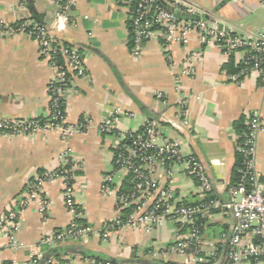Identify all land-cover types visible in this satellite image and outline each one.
Here are the masks:
<instances>
[{"label": "crops", "instance_id": "0c3cea01", "mask_svg": "<svg viewBox=\"0 0 264 264\" xmlns=\"http://www.w3.org/2000/svg\"><path fill=\"white\" fill-rule=\"evenodd\" d=\"M163 3L162 0H160ZM206 24L220 23L234 33L264 31V0H188ZM164 4V3H163ZM67 6V14L59 8ZM169 9V8H168ZM38 16L58 43L76 48L85 55L86 73L75 79L66 96L68 124L90 122L88 128L67 140L54 131L31 136H0V214L20 195L28 181L61 166L62 155L69 154L73 165L74 202L82 224L94 234L85 243H73L81 250L59 252L66 245L38 247L42 237L64 230L71 217L64 206L62 185L43 183L47 211L40 214L30 205L17 223L15 251L5 248L0 236V264H25L30 257L40 261L58 251L55 261L88 264L81 251H90L118 264H225L233 220L227 213L215 211L198 234L200 254L189 258L155 253L185 235L173 225L142 230L116 231L107 241L101 228L114 217L113 196L101 192L102 181L113 166L114 135L101 134L98 127L112 116L119 119L122 132L138 131L156 121L164 138L180 141L185 153L195 155L206 168L213 184L212 196L226 200V192L235 165V123L258 112L264 123V87L255 75L240 83H230L223 67L227 59L217 47H199L192 34L188 49L201 50L193 64L184 61L185 48L174 42L167 53L161 40L145 42L139 57L131 54V36L127 24L131 11L117 0H0V22H15ZM241 62L243 54H235ZM52 67L38 56V43L27 36L0 39V119L18 120L48 115L47 88ZM156 95L164 97L159 100ZM255 170L264 189V130L259 135ZM155 181L170 184L178 203L192 205L199 200L196 182L183 168L175 167L170 183L158 170ZM77 247V248H78Z\"/></svg>", "mask_w": 264, "mask_h": 264}, {"label": "built area", "instance_id": "2783aa9c", "mask_svg": "<svg viewBox=\"0 0 264 264\" xmlns=\"http://www.w3.org/2000/svg\"><path fill=\"white\" fill-rule=\"evenodd\" d=\"M117 1L131 11V54L135 57L141 55L145 42L159 38L164 53L168 52L172 43L181 44L185 48L184 61L191 65L202 54L201 50L188 49L191 35L194 34L199 47H217L227 60L232 54H243L242 68L235 74H227L231 84L240 83L242 79L255 75L259 86L264 87V31L226 33L202 20H177L168 8L190 16L198 13L188 0H162L165 8L157 4L159 0ZM67 6L60 7L59 13L66 15ZM22 35L38 43V56L53 69L47 88L49 111L45 118L0 119V136L12 138L54 131L64 141L85 131L90 122L83 120L72 125L65 120V98L74 86L75 79H81L86 73L85 55L74 47L56 42L45 26L31 20L26 19L20 24L0 22V39ZM156 97L164 99L161 95ZM247 116L245 140L236 148L243 159L241 183L228 188L227 198L222 202L210 198L213 184L205 164L195 155L185 153L180 141L164 138L156 121L148 120L140 130L126 132L118 129L117 116L101 123L99 132L114 135L117 140L112 169L105 175L101 187L102 194L113 196L115 201L114 217L101 228L102 241H107L112 232L131 229L149 233L154 227H161L166 223L173 225L178 231L185 228L187 233L177 236L171 245L155 249V253L186 257L192 263H207L206 259L195 258L200 254L198 234L200 228L204 227L199 222H205L215 211H221L229 214L234 224L228 240L225 264H264V189L255 170L257 142L264 130V123L262 116L256 111ZM61 163L58 169L28 181L20 195L0 214V236L6 238L7 250L15 251L17 248V223L28 206L33 204L38 207L41 215L46 213L47 202L43 195L45 182L58 181L62 185L63 203L71 220L64 230L42 237L38 247L55 246L64 242L85 243L88 236L95 233L91 227L77 224L81 213L74 202V163L66 153L62 155ZM68 165L70 168H65ZM177 166L183 168L196 182V195L199 198L196 204L178 203L170 184L155 181L156 172L162 169L166 181L170 183ZM125 183L127 190H123ZM38 260L35 256L30 257L25 264H37ZM87 260L88 264H110L108 261ZM47 264L67 262L50 259Z\"/></svg>", "mask_w": 264, "mask_h": 264}, {"label": "trees", "instance_id": "16d2710c", "mask_svg": "<svg viewBox=\"0 0 264 264\" xmlns=\"http://www.w3.org/2000/svg\"><path fill=\"white\" fill-rule=\"evenodd\" d=\"M157 4L162 7V8H165V5L163 3H161V1L159 0L157 2ZM28 20H31L33 21L35 24H38L40 26L43 25L42 23V20L38 17V16H33L32 18L28 19ZM26 20H21V21H18V22H15L17 24H20V23H23L25 22ZM128 26V30H129V33L131 31V21L127 24ZM130 36H131V33H130ZM131 42V40H130ZM66 45V44H64ZM66 46H69V45H66ZM235 54H232L231 57H229V59L227 60V63L224 65L223 69L224 71L228 74V75H231V74H235L237 73L241 68H242V63L241 62H237L235 60ZM59 63V62H58ZM42 120V119H41ZM234 129L236 131V134H237V142H236V148L241 145L244 140H245V137H244V134H245V131H246V125L244 124V121L242 122V120H240L237 124L235 123L234 125ZM235 165H234V168H233V171L231 173V177H230V183H229V186L228 188H232L234 186H237L241 183V171L243 169V159H242V156L236 151L235 153ZM65 168L69 169L70 168V165L66 166ZM74 173H72L73 175ZM42 174H39V176H41ZM246 184H248V181H246ZM128 186H127V183L124 184L123 186V190H127ZM210 198H215L214 196H212L211 194V197ZM198 202V200L192 204H196ZM77 224L80 225V226H84L81 222V220H78L77 221ZM199 224H203L204 225V222H199ZM201 230V228H200ZM73 243L75 242H64V244H60L61 246L63 245H66L64 246V249H61L59 252H62V253H65V254H72L76 251H79L81 250L78 246H75L73 245ZM78 247V248H77ZM58 251L56 252H52L51 254H49L47 256V258L43 259V261H40L38 260L37 264H47V261L50 260V259H57L58 258ZM81 255H83L85 258H89V259H94L96 260L97 262H110V264H118L116 262H112L110 261V259H102V258H99L97 257L95 254H93L92 252L90 251H81Z\"/></svg>", "mask_w": 264, "mask_h": 264}, {"label": "water", "instance_id": "95a60500", "mask_svg": "<svg viewBox=\"0 0 264 264\" xmlns=\"http://www.w3.org/2000/svg\"><path fill=\"white\" fill-rule=\"evenodd\" d=\"M168 10H170V12H173L174 17L177 20H183V21H187V20H200L199 17H198V14H195L193 16H190V15H185L183 13H180L178 11L175 12V10H173V8H169ZM214 26H215V28L218 31H224L226 33H230V31H231V30H228L225 26H223L220 23H215Z\"/></svg>", "mask_w": 264, "mask_h": 264}]
</instances>
